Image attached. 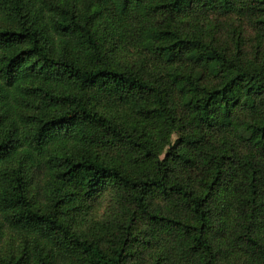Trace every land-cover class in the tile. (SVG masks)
I'll use <instances>...</instances> for the list:
<instances>
[{
    "label": "trees",
    "instance_id": "obj_1",
    "mask_svg": "<svg viewBox=\"0 0 264 264\" xmlns=\"http://www.w3.org/2000/svg\"><path fill=\"white\" fill-rule=\"evenodd\" d=\"M106 191L117 213L76 228ZM7 244L0 264H264V0H0Z\"/></svg>",
    "mask_w": 264,
    "mask_h": 264
},
{
    "label": "rangeland",
    "instance_id": "obj_2",
    "mask_svg": "<svg viewBox=\"0 0 264 264\" xmlns=\"http://www.w3.org/2000/svg\"><path fill=\"white\" fill-rule=\"evenodd\" d=\"M232 26H239L243 29V34L245 37V49L251 51V44L253 43V39L255 38L256 32L253 27L246 22L245 20H241L238 17L232 19L230 22ZM226 36V32H219L216 37L224 38ZM176 140V136L173 137V141ZM163 155V153H162ZM120 208L118 205L115 196L112 195V192L106 191L102 195V197L98 198L96 201L92 202L88 208H85V215L82 220L77 217L75 221H73V225L76 228H87L94 222H101L112 218L117 213V209ZM81 222V223H80ZM12 250V246L7 244L6 248H0V252L5 253L7 250Z\"/></svg>",
    "mask_w": 264,
    "mask_h": 264
}]
</instances>
